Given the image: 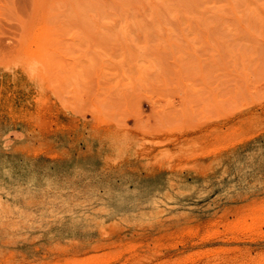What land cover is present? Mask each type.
<instances>
[{
	"label": "rangeland",
	"instance_id": "1",
	"mask_svg": "<svg viewBox=\"0 0 264 264\" xmlns=\"http://www.w3.org/2000/svg\"><path fill=\"white\" fill-rule=\"evenodd\" d=\"M0 201V264H264V0H0Z\"/></svg>",
	"mask_w": 264,
	"mask_h": 264
},
{
	"label": "bare ground",
	"instance_id": "2",
	"mask_svg": "<svg viewBox=\"0 0 264 264\" xmlns=\"http://www.w3.org/2000/svg\"><path fill=\"white\" fill-rule=\"evenodd\" d=\"M10 191H11V190H10ZM9 194H10V193H9ZM17 194H18V193H17ZM13 195H15V193H14ZM64 202H65V201H64ZM67 202H68V201H67ZM67 202H66V204H68ZM2 203H3V202H2ZM2 203H1V201H0V204H2ZM2 205L4 206L5 204H2ZM2 205H1V206H2ZM9 205H10V204H8V206H9ZM64 205H65V204H64ZM1 206H0V207H1ZM66 206H67V205H66ZM70 206H71V205H70ZM70 206H69V208H70ZM3 208H4V207H3ZM9 208H10V207H9ZM13 208H15V206H14ZM0 209L2 210V208H0ZM66 209H68V208H66ZM72 209H73V208H72ZM70 210H71V209H70ZM11 211L13 212V210H11ZM23 211H24V210H23ZM2 212H4V210H3ZM5 212H6V211H5ZM18 212H19V211H18ZM18 212H17V213H18ZM71 212H72V211H71ZM9 213H10V212H9ZM2 214H3V213H2ZM6 215H7V214H6ZM6 215H5V216H6ZM2 217H3V216H2ZM41 219H42V218H41ZM117 219H118V218H117ZM117 219H116V220H117ZM2 220H3V219H2ZM27 220H28V219H27ZM28 221H29V220H28ZM47 221H48V220H47ZM24 223H25V222H24ZM21 224H23V223H21ZM31 225H32V224H31ZM22 226H23V225H22ZM25 226H26V225H25ZM25 226H24V227H25ZM17 227H18V226H17ZM28 227H31V226L28 225ZM18 228H19V227H18ZM21 228H22V227H21ZM29 229H30V228H29ZM29 229H28V230H29ZM33 229H34V228H33ZM33 229H32V230H33ZM24 230H26V229H24Z\"/></svg>",
	"mask_w": 264,
	"mask_h": 264
}]
</instances>
